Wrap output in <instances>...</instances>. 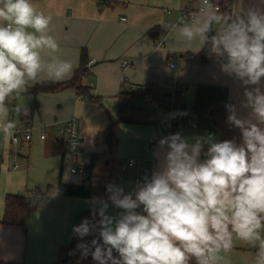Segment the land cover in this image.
<instances>
[{
  "label": "clouds",
  "instance_id": "obj_1",
  "mask_svg": "<svg viewBox=\"0 0 264 264\" xmlns=\"http://www.w3.org/2000/svg\"><path fill=\"white\" fill-rule=\"evenodd\" d=\"M52 19L32 0H0V132L6 140L17 129L11 112L21 111L9 108V98L38 83L70 79L75 70L57 55ZM162 27L178 33L187 50L194 44L206 49L221 74L243 89L239 107L225 106L226 123L240 140H216L212 133L161 137L150 176L131 192L109 183L106 198H92L90 217L72 226L79 242L70 254L91 256L95 264H219L220 254L239 240L257 249L254 264H264V0L235 13L201 0L189 20ZM110 205L117 215L108 214ZM88 236L94 238L88 242Z\"/></svg>",
  "mask_w": 264,
  "mask_h": 264
},
{
  "label": "crops",
  "instance_id": "obj_2",
  "mask_svg": "<svg viewBox=\"0 0 264 264\" xmlns=\"http://www.w3.org/2000/svg\"><path fill=\"white\" fill-rule=\"evenodd\" d=\"M32 2L38 10L52 16L49 34L60 45V52L57 53L60 58L70 60L76 70L80 64L81 50H87L89 62L82 83L89 87L91 94L101 97L97 102L110 113L112 120L118 118L119 94L122 91L133 92L137 108L136 113L127 116V120L115 125L113 133L110 130L108 140L104 138L106 135L103 130H96L97 125L92 131L83 126L79 152L73 154L68 149L66 139L59 136L57 130L71 116L63 113L64 108L73 107L74 114L81 117L79 112L82 104H86L84 99L88 98L77 94L74 88L56 93L40 92L35 96L31 94L32 102L23 107L32 106L34 100L39 102L32 125L45 126L47 137L41 140L38 133L34 132L30 142L22 140L19 144H12L9 140L12 146L6 143L0 145V259L19 262L24 249V264L30 263L29 255L39 256V264H52L59 260L61 247L70 243L73 236L72 226L79 224L84 211L91 210L92 199L31 192V189L44 190L60 180L65 183H81V174L75 180L74 175L78 174H71L69 169L74 165H88L94 156L97 178L105 180V185L98 186L115 183L122 186L125 192H131L135 188L133 170H129L126 178L122 180L109 177V173L116 167L117 156L125 154L122 151H126L127 155L133 157L154 160L155 167L157 161L154 153L157 144L152 147L149 139L159 140L163 137L159 127L163 112L153 103L139 98L140 90L150 88L159 100L164 94V83L173 77L186 87L189 105L194 101L197 85L204 83L228 88L227 104H236L239 107L243 89L233 83L231 78L221 74L217 62H204L198 44L187 50L178 33L166 32L162 27L173 24L180 10L195 8L201 0ZM253 2L254 0H221V4L232 13L238 11L241 5L248 6ZM151 29H154L157 40L150 34ZM161 40L164 45L158 46ZM188 54H194V59L185 57L177 60L175 67L169 65V61H176L178 55ZM124 61L129 63L126 68L123 67ZM30 87L32 86L28 89ZM28 89L24 92H28ZM149 106L153 113L148 110ZM241 111L246 114L245 110ZM227 115L226 112V117ZM19 122L21 121L17 123ZM100 125L105 128V118ZM209 133L213 132L181 129V134L187 138L206 136ZM215 133L218 134L215 139L221 140V135ZM33 141L38 142L39 153L32 154L33 151L28 148L26 151V144L30 145ZM21 156L26 158L22 165L18 163ZM100 162L110 166L109 173L104 172L103 165L100 166L101 172L97 173ZM16 164L17 167L14 168ZM9 193L29 195L31 198L32 209L26 229L1 223L4 200ZM119 211L110 205L108 214L115 216ZM256 251L257 249L242 241L234 242L230 252L221 253L223 262L219 264H254Z\"/></svg>",
  "mask_w": 264,
  "mask_h": 264
},
{
  "label": "trees",
  "instance_id": "obj_3",
  "mask_svg": "<svg viewBox=\"0 0 264 264\" xmlns=\"http://www.w3.org/2000/svg\"><path fill=\"white\" fill-rule=\"evenodd\" d=\"M215 2L221 4V0H215ZM224 12H228L226 7L224 8ZM150 34L155 38V40L158 39L154 33V29L150 30ZM200 54L204 62H216L214 58H210L206 49L202 50ZM88 62V52L85 48H83L80 53L79 67L74 71V74L70 79L58 83H38L30 87L28 92L36 95L40 92L56 93L68 88H74L77 94L88 99L100 101L101 97L91 94L89 92V87L82 83L83 75L87 70ZM138 97L148 101L149 103H154L157 100L150 88L140 90V95H138ZM228 98L229 90L226 87L204 83L198 84L193 103L189 105L184 102L177 106L178 109H183L187 115L180 118L176 124L180 126L181 129L184 128L218 132L221 135V140L235 139L239 142V130L226 123L227 110L225 106L228 103ZM135 99L136 96H134L133 92L129 90L120 92L118 118L116 120L110 119V130L112 133L115 125H117L120 121L127 120V116L129 114L136 113L137 108L134 103ZM38 108L39 102L36 100L32 106L20 108L21 111L18 113L20 121L26 125H32L34 112ZM24 110H27L28 115L23 114ZM206 149L207 145H205V150ZM83 167L84 171L81 174V183H65L60 180L56 185H48L44 190L38 189L37 192L86 199H92L93 197L106 198V186H98L95 184L97 175L95 173L94 156H92L90 163L88 165H84ZM112 172L113 170L109 173L110 178L114 177ZM31 209L32 202L30 197L9 193L6 195L4 200V216L1 223L5 225L19 226L26 229L29 223ZM90 211L91 210H86L83 212L79 223L83 218L90 217ZM93 238V236H88L84 239L90 242ZM78 242V238L73 235L70 243L61 247L59 260L52 264H61V261L64 258H67V264H95L91 256L87 259L81 260L80 253L78 251L75 252V254H70L73 252ZM0 264L14 263L0 259ZM192 264H195L194 260L192 261Z\"/></svg>",
  "mask_w": 264,
  "mask_h": 264
},
{
  "label": "built area",
  "instance_id": "obj_4",
  "mask_svg": "<svg viewBox=\"0 0 264 264\" xmlns=\"http://www.w3.org/2000/svg\"><path fill=\"white\" fill-rule=\"evenodd\" d=\"M201 3V2H200ZM200 3L195 8L182 9L179 12L177 20L173 24H178L181 18L189 20L193 14H196L199 10ZM221 12H224L225 6L218 2ZM158 46H163V41H159ZM187 57L188 59H194V54L178 55L176 61L170 60L169 65L171 67L176 66L177 60ZM129 65L127 61L123 62V67L126 68ZM134 87V86H133ZM187 90L176 78L170 77L164 83V94L159 100H156L153 105L156 108L162 110V115L159 121V127L163 133V137L176 132L181 133V128L176 122L187 115L183 109H178V105L186 102ZM34 132L38 133L39 138L44 140L47 137V131L45 126L34 127L33 125H26L23 122L17 124V129L14 138L11 139L12 144H19L22 140L30 142L33 138ZM59 136L66 139L68 149L73 154L79 152L80 138H79V122L76 116H72L67 120L64 126H61L57 130ZM158 139L150 138L149 143L152 147H156ZM134 162V163H132ZM17 164L14 165V168ZM154 169V160H147L139 157H121L118 158L116 167L113 169V176L116 179H125L129 170H133L134 181L140 180L145 175L150 176ZM71 174H82L84 167L82 165H74L70 167Z\"/></svg>",
  "mask_w": 264,
  "mask_h": 264
},
{
  "label": "rangeland",
  "instance_id": "obj_5",
  "mask_svg": "<svg viewBox=\"0 0 264 264\" xmlns=\"http://www.w3.org/2000/svg\"><path fill=\"white\" fill-rule=\"evenodd\" d=\"M31 94L32 93H30V92H22L19 96L10 97L9 100L7 101V104L9 106V108L10 109H15L17 107L28 106L29 105V102L30 103L32 102V100H31ZM28 100H30V101H28ZM84 100H85L86 104L85 105L82 104L81 110L79 112V114L81 115V117H78V116H76L74 114V108L73 107L64 108L63 113L64 114H69L71 116L75 115L77 117L78 122H79V138H80V132H81V129L83 128V126L86 127V129L88 131H92L94 129V127L97 125L96 130H98L99 132L103 130L102 132H104L105 135H106L104 138L106 140H108L109 139V131H110V119H112L110 113L107 110H105L104 107L99 102H97V101H95L93 99H84ZM34 102H35V100L33 101V103L31 105H33ZM186 103L188 104V97L186 98ZM56 108H57V106H56ZM148 110L151 111L152 110V107L149 106L148 107ZM151 113H153V112L151 111ZM18 116L19 115H18L17 112L12 111L9 118L10 119L14 118V120L16 122H18L20 120V119H17V118H19ZM103 118H105L106 124H107L105 126V128L102 127V125H100V123L103 120ZM113 119H114V117H113ZM86 122H87V124H86ZM119 126H121V123L119 124ZM212 134H215V136L218 135L215 132H213ZM4 143L12 146L11 143H10V141L9 140H6L4 138L3 133L0 132V145H2ZM121 145L122 144H119V146H121ZM27 148L28 149H31V151H33L32 154L39 153V151H40V147L38 146V142L37 141H33L30 145L26 144V146H25L26 151H28ZM121 150H122V147H121ZM122 152L125 153V154L119 155V156H117V158H119V157H133L132 155H127L126 154V151L125 152L122 151ZM127 153H129V152H127ZM25 159H26L25 157L21 156L19 158L18 163L20 165H22V163L25 162ZM103 163L104 162H100L98 164V166H97V173L98 172L99 173L101 172L100 171V166H102V165L104 166V172H107V173L110 172V166H106ZM67 169H68V167H67ZM74 176H75V180H77L78 177H80L79 174L78 175H74ZM95 180H96V184L97 185H105V180H102L100 178H96ZM110 181H114V180H110ZM37 190L38 189L33 188L30 191L31 192H35ZM27 197H29V195ZM234 242L241 243V241H239V240H235ZM23 247H25V245ZM23 256H24V249H23V252H22V258H23ZM22 258H21V261H19V262H14L13 261L12 263H14V264H24L23 263L24 260H22ZM29 261H30L29 264H34V262H36V264H39L40 263V257L37 256V255H34V256H30L29 255ZM221 262H223L222 259L220 260L219 263H221ZM41 263H42V261H41Z\"/></svg>",
  "mask_w": 264,
  "mask_h": 264
},
{
  "label": "water",
  "instance_id": "obj_6",
  "mask_svg": "<svg viewBox=\"0 0 264 264\" xmlns=\"http://www.w3.org/2000/svg\"><path fill=\"white\" fill-rule=\"evenodd\" d=\"M109 135H111V131H109ZM61 264H67V258L62 259Z\"/></svg>",
  "mask_w": 264,
  "mask_h": 264
}]
</instances>
